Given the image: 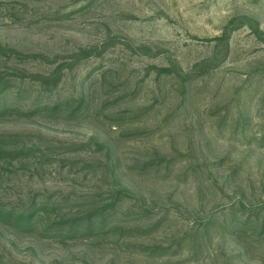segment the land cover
<instances>
[{"label":"rangeland","instance_id":"obj_1","mask_svg":"<svg viewBox=\"0 0 264 264\" xmlns=\"http://www.w3.org/2000/svg\"><path fill=\"white\" fill-rule=\"evenodd\" d=\"M0 264H264V0H0Z\"/></svg>","mask_w":264,"mask_h":264},{"label":"trees","instance_id":"obj_2","mask_svg":"<svg viewBox=\"0 0 264 264\" xmlns=\"http://www.w3.org/2000/svg\"><path fill=\"white\" fill-rule=\"evenodd\" d=\"M5 110H6V109L4 108V106L1 107V108H0V113H5Z\"/></svg>","mask_w":264,"mask_h":264}]
</instances>
